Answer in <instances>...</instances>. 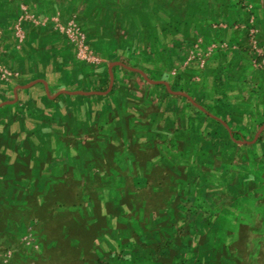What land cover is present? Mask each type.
Returning a JSON list of instances; mask_svg holds the SVG:
<instances>
[{
	"label": "rangeland",
	"instance_id": "obj_1",
	"mask_svg": "<svg viewBox=\"0 0 264 264\" xmlns=\"http://www.w3.org/2000/svg\"><path fill=\"white\" fill-rule=\"evenodd\" d=\"M263 124L264 0H0V264L127 263L139 184Z\"/></svg>",
	"mask_w": 264,
	"mask_h": 264
},
{
	"label": "crops",
	"instance_id": "obj_2",
	"mask_svg": "<svg viewBox=\"0 0 264 264\" xmlns=\"http://www.w3.org/2000/svg\"><path fill=\"white\" fill-rule=\"evenodd\" d=\"M261 130L251 140L235 138L231 130L227 131L223 137L231 148H209L207 158L206 153L202 154L204 144L197 145L200 175L195 180H175L165 175L161 179L151 176L139 184L134 197L139 203L145 202L141 193L139 196L145 187L153 196L164 194L170 204L153 208L151 220L157 231L138 237L139 245L129 250L127 263L108 256L104 264H254L260 253L263 257L259 264H264ZM219 137H214V143ZM163 173L171 174L165 170ZM175 186L184 189L183 201L180 206L170 207L173 194L168 192Z\"/></svg>",
	"mask_w": 264,
	"mask_h": 264
},
{
	"label": "water",
	"instance_id": "obj_3",
	"mask_svg": "<svg viewBox=\"0 0 264 264\" xmlns=\"http://www.w3.org/2000/svg\"><path fill=\"white\" fill-rule=\"evenodd\" d=\"M115 65H119V66H122L123 68H124V66L123 65H121L120 63H114ZM113 64H110L109 65V68L112 66ZM126 69H128V70H131L130 68H127V67H125ZM139 74H141V76L143 77V78H145V75L143 74V73H141V72H139ZM108 77H109V84H108V86H107V90H106V92H108L109 91V89H110V86H111V80H112V74H111V71L110 70H108ZM32 83H29V84H27L26 86H24V87H22V88H25V87H28V86H30ZM43 85H44V83H42ZM45 88V87H44ZM16 88H14L13 89V91L15 90ZM106 92H80V91H73V92H66V91H61V93L62 94H67V95H82V96H88V95H99V94H105ZM262 129V126L259 128V130H258V132L260 131ZM258 132L256 133V135L258 134Z\"/></svg>",
	"mask_w": 264,
	"mask_h": 264
},
{
	"label": "trees",
	"instance_id": "obj_4",
	"mask_svg": "<svg viewBox=\"0 0 264 264\" xmlns=\"http://www.w3.org/2000/svg\"><path fill=\"white\" fill-rule=\"evenodd\" d=\"M45 85H43V87H44ZM223 123H225V122H223ZM229 129H231L230 127H229ZM231 132H232V130H231ZM232 134H235V133H232ZM236 135V134H235ZM237 136V135H236ZM235 138H240V137H235Z\"/></svg>",
	"mask_w": 264,
	"mask_h": 264
}]
</instances>
